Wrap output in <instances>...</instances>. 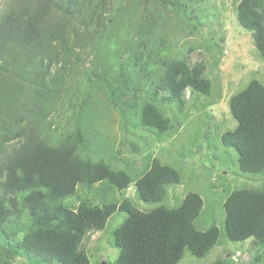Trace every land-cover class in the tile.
<instances>
[{
	"label": "trees",
	"instance_id": "16d2710c",
	"mask_svg": "<svg viewBox=\"0 0 264 264\" xmlns=\"http://www.w3.org/2000/svg\"><path fill=\"white\" fill-rule=\"evenodd\" d=\"M234 1L237 21L252 32L264 64V0ZM205 2L120 0L122 10L113 11L117 0H3L0 264H90L83 242L91 232L103 231L116 212L125 214L113 231L120 248L118 264H177L186 249L205 256L216 245L217 224H196L204 207L200 193L187 192L176 206L161 203L167 186L181 181L177 166L151 155L140 171L135 160L115 165L116 154L100 155L102 145L95 150L90 144L84 124L88 110L63 133L51 119L64 85L79 74L75 68L84 54L83 66L89 60L96 68L101 65L98 72H90L94 78L87 76L84 101L107 84L108 100L120 108L123 122L130 123L129 116L137 114V124L157 135L181 125L189 113L186 90L209 96L213 82L204 61L191 62L193 46L177 54L166 49L163 16L183 14L197 30L210 16ZM124 95L142 100L132 105ZM166 101L174 102L181 116H173ZM228 103L237 126L221 133V141L236 150L242 173L260 178L233 190L222 202L225 230L231 241L252 239L264 247V79L252 78ZM101 182L121 199L94 200L89 190ZM79 184L86 188V197L78 195ZM131 184L143 201L160 204L138 208L122 194ZM72 197L77 205L67 202ZM232 262L223 256L212 264Z\"/></svg>",
	"mask_w": 264,
	"mask_h": 264
},
{
	"label": "rangeland",
	"instance_id": "374dc122",
	"mask_svg": "<svg viewBox=\"0 0 264 264\" xmlns=\"http://www.w3.org/2000/svg\"><path fill=\"white\" fill-rule=\"evenodd\" d=\"M117 3L113 11L118 7L122 10L120 0ZM235 5L234 0H206L204 9L210 16L197 30L192 27L194 21L181 16L183 14L168 12L163 16L166 19L165 38L169 43L166 49L171 54H177L193 46L191 62L204 61L206 73L213 82L209 96L191 94L189 89L186 90L187 118L181 125L175 124L166 134L157 135L155 131L140 127L137 114L129 116L130 123L123 122L120 108L108 100L107 84L103 87L94 84V87L101 88L89 94L84 101L85 82L88 77L94 78L90 72H98L101 68V65L96 68L90 60L83 66L82 61L87 59L84 54H81L77 63L78 68H75V73L80 69L79 74L66 82L57 110L51 115V119L60 126V133H63L73 129L79 113L88 110L89 118L84 124L90 144L95 150L102 145L100 155L107 157L116 154L113 160L115 165L125 166L130 160H135V170L140 171L149 161V155H158L163 162L177 166L181 171V181L167 186V193L161 203L179 205L189 191H197L202 195L204 207L196 224L206 228L216 223L220 229L219 240L205 256H196L186 249L177 264H212L219 257L229 258L233 255V262L229 264H254L253 259L261 256L260 253L262 258L257 264H264V247L255 246L251 239L231 241L227 238L225 210L222 206L230 192L256 184L260 178V175L242 173L236 150L225 146L220 137L226 129L237 126L229 108L230 96L242 90L252 78L264 79V64L254 45L252 32L243 29L237 21ZM124 96L125 101L132 105L141 99ZM165 106L173 116H181L174 102L166 101ZM108 188L103 182L96 183L89 190V195L97 202L106 199L119 201L121 197L118 198L117 193ZM86 194V188L79 184L78 195L83 198ZM122 194L131 198L142 210H150L160 204L143 201L133 184ZM67 202L77 205L79 201L72 197ZM124 216L123 212L114 213L103 231H93L84 240L90 264H118L120 248L113 242V231L122 223Z\"/></svg>",
	"mask_w": 264,
	"mask_h": 264
},
{
	"label": "crops",
	"instance_id": "0c3cea01",
	"mask_svg": "<svg viewBox=\"0 0 264 264\" xmlns=\"http://www.w3.org/2000/svg\"><path fill=\"white\" fill-rule=\"evenodd\" d=\"M155 156H158V155H155ZM131 186H132V184H131ZM252 240V239H251Z\"/></svg>",
	"mask_w": 264,
	"mask_h": 264
},
{
	"label": "built area",
	"instance_id": "2783aa9c",
	"mask_svg": "<svg viewBox=\"0 0 264 264\" xmlns=\"http://www.w3.org/2000/svg\"><path fill=\"white\" fill-rule=\"evenodd\" d=\"M233 258H234V255H233ZM237 259H238V258H237ZM237 259H236V260H237Z\"/></svg>",
	"mask_w": 264,
	"mask_h": 264
},
{
	"label": "clouds",
	"instance_id": "9594fccd",
	"mask_svg": "<svg viewBox=\"0 0 264 264\" xmlns=\"http://www.w3.org/2000/svg\"><path fill=\"white\" fill-rule=\"evenodd\" d=\"M231 258L233 257V256H230Z\"/></svg>",
	"mask_w": 264,
	"mask_h": 264
}]
</instances>
